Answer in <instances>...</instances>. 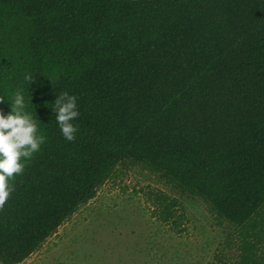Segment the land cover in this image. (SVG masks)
I'll list each match as a JSON object with an SVG mask.
<instances>
[{
    "label": "trees",
    "instance_id": "16d2710c",
    "mask_svg": "<svg viewBox=\"0 0 264 264\" xmlns=\"http://www.w3.org/2000/svg\"><path fill=\"white\" fill-rule=\"evenodd\" d=\"M17 91L46 141L0 211L2 264L38 250L119 165L234 226L235 255L209 264H264V0H0L5 115ZM63 92L74 142L56 120ZM151 195L183 230L179 198Z\"/></svg>",
    "mask_w": 264,
    "mask_h": 264
},
{
    "label": "rangeland",
    "instance_id": "374dc122",
    "mask_svg": "<svg viewBox=\"0 0 264 264\" xmlns=\"http://www.w3.org/2000/svg\"><path fill=\"white\" fill-rule=\"evenodd\" d=\"M155 189L179 198L186 215L183 230L159 218L151 195ZM234 231L230 223L216 222L204 200L178 195L139 165H119L39 253L43 261L78 264H209L218 248L235 255L233 240L226 247Z\"/></svg>",
    "mask_w": 264,
    "mask_h": 264
},
{
    "label": "clouds",
    "instance_id": "9594fccd",
    "mask_svg": "<svg viewBox=\"0 0 264 264\" xmlns=\"http://www.w3.org/2000/svg\"><path fill=\"white\" fill-rule=\"evenodd\" d=\"M33 82L31 75L25 77ZM8 99V98H7ZM11 111L5 115L0 110V211L15 191L13 181L25 171V161L30 160L41 150L46 137L38 135V126L32 114L25 111L27 105L20 91L14 94L10 101ZM5 102V96H0V103ZM56 120L63 137L74 142L78 125L74 121L79 116L77 98L67 92L61 93L54 101Z\"/></svg>",
    "mask_w": 264,
    "mask_h": 264
},
{
    "label": "crops",
    "instance_id": "0c3cea01",
    "mask_svg": "<svg viewBox=\"0 0 264 264\" xmlns=\"http://www.w3.org/2000/svg\"><path fill=\"white\" fill-rule=\"evenodd\" d=\"M39 249L36 250L35 252H33L32 254H30L23 261H21L19 263H16V264H78V263H63V262H48V261H43L41 259V254L39 253Z\"/></svg>",
    "mask_w": 264,
    "mask_h": 264
}]
</instances>
